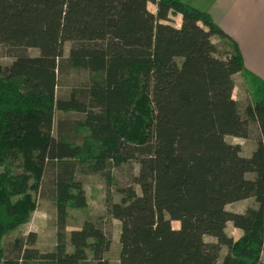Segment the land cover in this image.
Wrapping results in <instances>:
<instances>
[{"label":"trees","instance_id":"trees-1","mask_svg":"<svg viewBox=\"0 0 264 264\" xmlns=\"http://www.w3.org/2000/svg\"><path fill=\"white\" fill-rule=\"evenodd\" d=\"M0 44L13 57L0 65V164L21 162L0 170V264H110L111 219L118 264H264V82L249 75L252 102L234 99L243 58L207 11L184 0H0ZM71 71H87V84L58 95ZM252 128L249 154L226 139ZM129 161L106 217L67 232V205H86L80 166L109 181ZM37 191L55 204L56 244L29 248V232L7 253L2 239L36 209ZM248 198L244 212L226 208Z\"/></svg>","mask_w":264,"mask_h":264},{"label":"rangeland","instance_id":"rangeland-1","mask_svg":"<svg viewBox=\"0 0 264 264\" xmlns=\"http://www.w3.org/2000/svg\"><path fill=\"white\" fill-rule=\"evenodd\" d=\"M185 2L191 4L192 6L201 9L207 2H212L213 0H184ZM148 7L152 11H156V4L149 3ZM171 23L173 25H178L180 18L178 15H172ZM217 41V40H216ZM71 45L70 42L65 43L64 55H67L68 48ZM27 52L30 55H37L38 52L34 48H28ZM13 60V57L9 55V48L0 44V65H9ZM87 71H71L66 75H59L58 85L56 92L58 95H65L70 89L85 86L87 84L88 78ZM250 76L247 74L240 73L235 78L233 97L236 99L240 106L243 107L247 103L252 102V97L249 94L250 88ZM58 113L56 112V115ZM256 129L252 128V135L250 139L236 138L232 136H227V140L231 143L240 144L243 154H248L254 146V137L256 136ZM53 135L57 136V128L54 126ZM79 142V140H78ZM43 162V169H44ZM4 166L10 172H20L21 162L17 161L13 164H0V170H4ZM135 166L134 162H126L120 169H115L113 171L111 180L108 181L107 178L99 173H90L88 168L85 166H80L77 172V179L81 181L85 192L86 205L82 208L77 206L67 205V226L66 231H70L73 228L79 227L86 217H99L105 218L109 208L110 201H119L121 195L118 188L125 186L130 183L129 176L127 172L131 173V167ZM46 178V171L44 169L43 174L41 173L35 184V190H39L40 183ZM38 191L34 193L37 201L36 209L31 213L26 222L19 224L15 228L9 230L7 234L2 239L3 247L8 253L9 245L12 244L13 240L16 238L25 237L29 232H35V242L32 246H27L29 248L38 249L41 252L51 251L56 244V207L52 200L49 198L40 197ZM256 205L253 198H248L246 200H240L228 204L226 208L235 212H244L247 207H254ZM174 227L178 226L177 222H172ZM105 227L109 228L111 232L112 245L110 250L105 254V259L109 261L110 264H118V252H119V234H120V222L117 219H111V221L105 220ZM226 234L232 237L234 240L238 239L239 231L235 229L231 222L227 225ZM206 241H212L211 238H206ZM69 249V248H68ZM227 252L225 247L221 249V256L224 257ZM9 255V254H8ZM7 255V256H8ZM261 261L264 262V253L262 254Z\"/></svg>","mask_w":264,"mask_h":264},{"label":"crops","instance_id":"crops-1","mask_svg":"<svg viewBox=\"0 0 264 264\" xmlns=\"http://www.w3.org/2000/svg\"><path fill=\"white\" fill-rule=\"evenodd\" d=\"M201 9L207 11L216 24L236 41L245 74L264 82V0H213ZM235 229L239 231V239L242 232Z\"/></svg>","mask_w":264,"mask_h":264}]
</instances>
